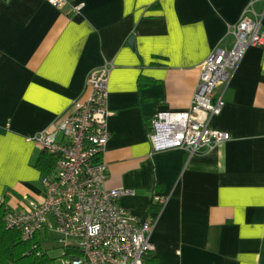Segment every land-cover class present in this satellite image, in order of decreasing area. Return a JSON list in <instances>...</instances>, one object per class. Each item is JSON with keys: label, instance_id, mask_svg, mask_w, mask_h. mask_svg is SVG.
<instances>
[{"label": "crops", "instance_id": "1", "mask_svg": "<svg viewBox=\"0 0 264 264\" xmlns=\"http://www.w3.org/2000/svg\"><path fill=\"white\" fill-rule=\"evenodd\" d=\"M243 13L264 26V0H0V198L23 209L43 195L56 162L43 174L28 137L111 62L105 185L132 190L119 202L141 219L157 210L148 260L264 264V45L211 94L224 103L209 124L228 139L190 156L150 139L156 111L189 108L202 61Z\"/></svg>", "mask_w": 264, "mask_h": 264}, {"label": "built area", "instance_id": "2", "mask_svg": "<svg viewBox=\"0 0 264 264\" xmlns=\"http://www.w3.org/2000/svg\"><path fill=\"white\" fill-rule=\"evenodd\" d=\"M47 1L60 9L69 2ZM251 45H264V26L243 13L202 61L189 108L158 110L153 115L150 139L154 149L177 147L190 156L230 137L226 130L209 124L224 103L211 94L220 81L230 80ZM113 67L105 62L91 68L86 76L87 98L72 100L48 127L28 137L57 156L56 169L42 178L40 198L23 209L8 204L6 223L24 238L37 232L55 233L62 264H152L148 256L155 247L151 234L158 212L141 219L119 202L121 195L132 190L105 185L108 163L103 152L110 137L108 98ZM166 198L156 195L159 208ZM4 200L0 198V202ZM72 247L78 251L66 249Z\"/></svg>", "mask_w": 264, "mask_h": 264}, {"label": "trees", "instance_id": "3", "mask_svg": "<svg viewBox=\"0 0 264 264\" xmlns=\"http://www.w3.org/2000/svg\"><path fill=\"white\" fill-rule=\"evenodd\" d=\"M56 161L55 154L42 150L37 160V166L43 169V174H45L55 166ZM8 210L7 201L0 202V264H57L56 257L52 256L41 243V239L46 234L37 232L32 237L24 238L18 229L7 225L5 217ZM155 212L157 210H154L153 213L156 214ZM66 249L73 253L78 251L75 247ZM60 255H63L62 251ZM148 259L153 260L149 256Z\"/></svg>", "mask_w": 264, "mask_h": 264}, {"label": "rangeland", "instance_id": "4", "mask_svg": "<svg viewBox=\"0 0 264 264\" xmlns=\"http://www.w3.org/2000/svg\"><path fill=\"white\" fill-rule=\"evenodd\" d=\"M41 243L52 256L56 257L57 264H62L60 243L55 239V233L52 230L41 239Z\"/></svg>", "mask_w": 264, "mask_h": 264}]
</instances>
